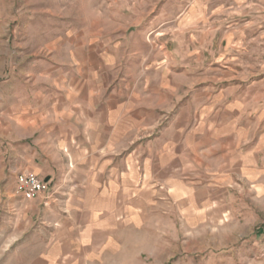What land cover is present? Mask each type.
I'll use <instances>...</instances> for the list:
<instances>
[{"label": "rangeland", "instance_id": "1", "mask_svg": "<svg viewBox=\"0 0 264 264\" xmlns=\"http://www.w3.org/2000/svg\"><path fill=\"white\" fill-rule=\"evenodd\" d=\"M73 68L91 85H139L150 106L160 86L165 98L145 118L142 136L162 129L174 103L206 86L246 89L254 81L264 102V0H0L2 104L11 90L21 104L23 90L42 91V70ZM261 121L247 123L245 135L264 134ZM1 137L0 264H28L38 224L14 195L10 138ZM257 147L239 167L218 165L200 186L186 179L185 189L162 195L142 230L129 231L128 253L110 264H264V136Z\"/></svg>", "mask_w": 264, "mask_h": 264}, {"label": "crops", "instance_id": "2", "mask_svg": "<svg viewBox=\"0 0 264 264\" xmlns=\"http://www.w3.org/2000/svg\"><path fill=\"white\" fill-rule=\"evenodd\" d=\"M41 74L42 91L23 90L21 104L11 90L0 102V141L10 138L9 175L32 172L48 184L32 199L14 194L26 220L38 224L28 264H110L114 254L128 253L129 231L142 230L162 195L185 189L180 182L186 179L200 186L218 165L239 167L242 154L249 157L264 136L256 128L245 135L247 123L256 127L264 119L254 81L246 89L240 83L203 87L202 94L173 104L162 129L142 136L145 118L165 98L160 86L150 106L139 85H91L74 68Z\"/></svg>", "mask_w": 264, "mask_h": 264}, {"label": "built area", "instance_id": "3", "mask_svg": "<svg viewBox=\"0 0 264 264\" xmlns=\"http://www.w3.org/2000/svg\"><path fill=\"white\" fill-rule=\"evenodd\" d=\"M16 191L25 199H32L48 189L46 181L32 172H20L15 177Z\"/></svg>", "mask_w": 264, "mask_h": 264}]
</instances>
